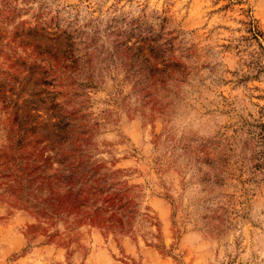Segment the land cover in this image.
I'll return each mask as SVG.
<instances>
[{"label":"rangeland","instance_id":"374dc122","mask_svg":"<svg viewBox=\"0 0 264 264\" xmlns=\"http://www.w3.org/2000/svg\"><path fill=\"white\" fill-rule=\"evenodd\" d=\"M63 160L127 222L33 201ZM0 264H264V0H0Z\"/></svg>","mask_w":264,"mask_h":264},{"label":"trees","instance_id":"16d2710c","mask_svg":"<svg viewBox=\"0 0 264 264\" xmlns=\"http://www.w3.org/2000/svg\"><path fill=\"white\" fill-rule=\"evenodd\" d=\"M249 31L252 35L259 33V30L254 29L253 26ZM44 167L45 165L40 163L35 164L34 168L38 169L37 172L26 179L21 177L19 183L23 187L26 184H34L41 194L33 201H43V206L50 209L51 213L58 212L66 216L69 214L66 210L81 209L83 215L79 216L80 220L88 217L91 221L110 225L127 222L128 213L132 212L131 197L125 193L123 183L120 185L121 182L114 179L108 182L98 166L84 160L72 163L63 160L53 171H45ZM86 185L89 186V190L84 194L82 191ZM101 196L105 197L104 202L99 201Z\"/></svg>","mask_w":264,"mask_h":264}]
</instances>
